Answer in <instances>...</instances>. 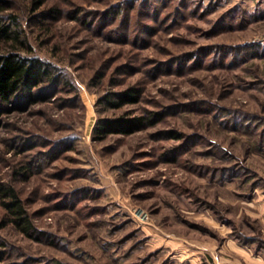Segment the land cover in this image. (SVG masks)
Returning a JSON list of instances; mask_svg holds the SVG:
<instances>
[{"label": "rangeland", "instance_id": "1", "mask_svg": "<svg viewBox=\"0 0 264 264\" xmlns=\"http://www.w3.org/2000/svg\"><path fill=\"white\" fill-rule=\"evenodd\" d=\"M31 4L4 10L66 82L0 109V179L44 231L1 225L9 259L199 264L236 247L264 264V0ZM125 85L137 101H97ZM125 109L153 122L92 138Z\"/></svg>", "mask_w": 264, "mask_h": 264}, {"label": "trees", "instance_id": "2", "mask_svg": "<svg viewBox=\"0 0 264 264\" xmlns=\"http://www.w3.org/2000/svg\"><path fill=\"white\" fill-rule=\"evenodd\" d=\"M34 9L44 0H29ZM11 0H0V109L14 104L18 99L24 102L34 100L41 83L55 85L66 82L60 69L37 54L20 26L16 12L4 10ZM101 72L97 78L101 77ZM140 91L133 85L102 92L97 101L103 107H118L125 102L137 101ZM9 102V103H8ZM153 113L123 110L110 116H97L90 135L102 138L108 133H128L153 122ZM10 223L22 234L39 239L44 231L33 223L16 187L9 181L0 179V226ZM6 242L0 237V264H24L23 260H10L5 248Z\"/></svg>", "mask_w": 264, "mask_h": 264}, {"label": "crops", "instance_id": "3", "mask_svg": "<svg viewBox=\"0 0 264 264\" xmlns=\"http://www.w3.org/2000/svg\"><path fill=\"white\" fill-rule=\"evenodd\" d=\"M237 251L238 248L234 247L233 251L231 250L229 254L223 256L221 250L217 248L216 252L214 251L208 254L212 263L204 257V262L199 264H262V261L256 260L253 255H248V253L246 254V252H244V254L240 256ZM233 252H235V254Z\"/></svg>", "mask_w": 264, "mask_h": 264}]
</instances>
